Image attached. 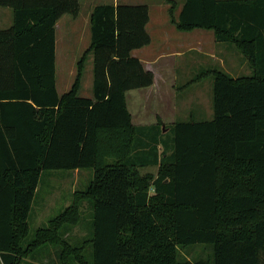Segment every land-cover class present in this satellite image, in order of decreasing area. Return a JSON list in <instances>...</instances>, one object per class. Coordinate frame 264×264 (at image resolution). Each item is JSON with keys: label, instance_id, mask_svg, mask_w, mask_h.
Returning a JSON list of instances; mask_svg holds the SVG:
<instances>
[{"label": "trees", "instance_id": "obj_1", "mask_svg": "<svg viewBox=\"0 0 264 264\" xmlns=\"http://www.w3.org/2000/svg\"><path fill=\"white\" fill-rule=\"evenodd\" d=\"M164 1L179 31H213L253 72H205L209 120L133 124L126 93L155 78L133 55L151 43L147 4L94 7L90 47L60 95L56 24L77 17L82 0H0L13 13L0 27V264H264V0H184L177 18V2ZM87 169L72 204L29 240L42 172ZM85 204L93 232L77 246L69 239ZM190 247L212 256L192 260Z\"/></svg>", "mask_w": 264, "mask_h": 264}, {"label": "rangeland", "instance_id": "obj_2", "mask_svg": "<svg viewBox=\"0 0 264 264\" xmlns=\"http://www.w3.org/2000/svg\"><path fill=\"white\" fill-rule=\"evenodd\" d=\"M162 1L152 0L150 3L151 21L147 31L151 36V43L144 47L146 51H143L145 52H135L134 54L135 57L144 56L147 58L159 54L164 55L152 67V72L159 83L149 94H143L138 90L128 91L126 94L128 109L133 114L135 123L143 125L152 124L158 120H161L165 126H170L177 121H186L189 120L190 113H197V108L201 111L199 117L210 119L212 117L213 79L205 72L213 68H221L233 77L250 76L253 72L244 56L233 46L215 42L213 31L202 30L204 32H201L196 29L191 32L179 31L171 23L169 6L166 3H164L165 7L162 8L160 14L157 13V6ZM111 2L112 0H94V2L82 0L81 16L76 21L78 33L64 37L67 30L64 26L60 29V57L70 50L69 43L75 42L74 55L66 61L60 60L57 65V89L60 94L69 91L73 86L77 76L75 56L81 54V57L91 41L87 8L94 6L93 4ZM12 20V10L0 7V27H9ZM71 40L72 42H70ZM67 43L69 46H66ZM92 81L93 59L91 56L84 72L80 96H92ZM144 95L146 96L144 97ZM142 97L143 101L145 100L143 107L141 106L143 103L139 101V98L142 99ZM199 117L195 114L194 118L199 119ZM161 129L166 139L170 140L173 136L171 129L165 130L166 128L163 126ZM157 168L148 167L142 169V173L156 174ZM92 175V169L84 171L46 170L42 172L28 219L29 240L34 238L38 228L47 225L51 219L60 215L72 204L74 192L84 189ZM86 205L81 210L82 224L73 230V237L69 239L73 245H80L84 238L91 236L93 232V211ZM197 249L200 248H187V253L190 252L192 260L195 258L209 259L212 256L210 247L207 248L209 253L194 252L192 254V251ZM183 253L182 251L181 257L184 255Z\"/></svg>", "mask_w": 264, "mask_h": 264}, {"label": "crops", "instance_id": "obj_3", "mask_svg": "<svg viewBox=\"0 0 264 264\" xmlns=\"http://www.w3.org/2000/svg\"><path fill=\"white\" fill-rule=\"evenodd\" d=\"M154 1V0H153ZM176 2H177V4H178V6H177V8H176V10H175V17L177 18L178 16H179V13H180V10H181V8H182V6H183V2H184V0H175ZM90 2H94V0H90ZM152 2V0H112V4H115V5H117V4H119V3H125V4H147L148 6H149V14H150V3ZM164 3H166L164 0L162 1V2H160L159 3V5L157 6V13L158 14H160V12L163 10L162 8L163 7H165L164 6ZM103 4V3H102ZM167 4V3H166ZM94 6H90L89 8H87V13H89V24H90V28H91V14H92V11H93V9H94V7L96 6L95 4H93ZM98 5V4H97ZM168 6H169V9H170V4H167ZM82 9V8H81ZM170 13V12H169ZM9 15V14H8ZM65 16H67L66 18H64ZM80 16H81V11H80V13H79V15L77 16V17H72V16H70V15H64V16H62L59 20H58V22H57V24H56V64L58 65L59 64V62H60V60H62L63 59V61H66V60H68V58L70 57V56H73L74 54H73V50H74V48H75V42L73 41V43H69L70 44V50L68 51V49H66L67 51H68V53H66V54H64V56H61L60 57V48H59V39H60V29L64 26L65 27V29L67 30V33L65 34V36L64 37H68V36H72L73 35V33H75V34H77L78 33V30H77V28H76V21L80 18ZM150 16V15H149ZM12 17H13V13H12ZM151 19V18H150ZM171 20V19H170ZM151 20H149V22H150ZM172 23V22H171ZM149 24V23H148ZM147 27H148V25H147ZM196 30H200V29H196ZM193 31H195V30H193ZM201 32H204V31H202L201 30ZM62 35H64V33L62 32ZM70 42H72V40L70 41ZM69 44L67 43V45L66 46H69ZM90 44H91V41H90ZM90 44H89V46H88V48L90 47ZM87 48V49H88ZM86 49V50H87ZM85 50V51H86ZM143 50H145L144 49V47L143 48H140V49H137V50H134L133 51V55L135 54V52H145V51H143ZM84 51V52H85ZM84 52H83V54H84ZM82 54V55H83ZM67 55H69V56H67ZM81 55V54H80ZM80 55L79 56H75L76 57V62H77V64H78V62H79V60H80V58L82 57H80ZM63 57V58H62ZM164 57V55H162V54H159V55H157V56H152V57H150V58H147V57H144V56H137V58H139L141 61H142V63L144 64V66H145V68L146 69H148V70H151V71H153V65L156 63V61L158 60V59H162ZM90 58H91V55H89V57H88V60H87V62L90 60ZM77 64H76V67H77ZM86 65H87V63H86ZM65 66H66V64H65ZM159 82H158V79H157V77L156 78H154V84L152 85V86H150V87H148V88H143V89H136V90H138V92H143V94H149V92H153L154 91V88H155V85H157ZM92 86H93V81H92ZM82 88V87H81ZM65 93V92H64ZM60 94V93H59ZM127 94V93H126ZM61 95V94H60ZM146 95H144V97H145ZM89 97H92V96H89ZM150 99V98H149ZM148 99V100H149ZM139 101L140 102H142L143 104L141 105L142 107H143V105H144V101H143V97H142V99L141 98H139ZM211 109H212V107H211ZM132 114V113H131ZM195 114H196V116L197 117H199V116H201V111H200V109H198L197 108V113H190V115L188 116L189 117V119H191V118H194V116H195ZM212 116H213V110H212ZM132 117H133V124L134 125H136V126H144L142 123H140V124H136L135 123V118H134V116H133V114H132ZM212 118V117H211ZM210 118V119H211ZM199 119H206V118H203V117H199ZM209 120V119H208ZM158 123V121L157 122H155V123H152V124H145V125H155V124H157ZM173 123H175V122H173ZM172 123V124H173ZM164 126H165V124H164Z\"/></svg>", "mask_w": 264, "mask_h": 264}]
</instances>
